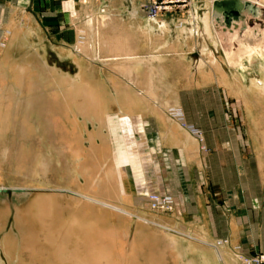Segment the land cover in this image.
I'll return each mask as SVG.
<instances>
[{"label":"crops","instance_id":"0c3cea01","mask_svg":"<svg viewBox=\"0 0 264 264\" xmlns=\"http://www.w3.org/2000/svg\"><path fill=\"white\" fill-rule=\"evenodd\" d=\"M115 1L120 4L118 12L126 16L119 21L137 25L139 34H144L129 38L132 52L123 58L133 61L137 85L123 83L127 78L122 74V84H113V92L104 78L87 85V92L102 94L106 104L101 116L89 118L73 111L77 108L79 112V106H75L76 101L79 103L78 85L62 86L47 68V44L59 47L73 43V39L70 43L56 37L51 40L49 22L40 14L38 0H7L8 13L0 19V125L14 126L8 137L24 157V169L21 188L9 185L10 181H19L14 171L20 173L21 166L16 158L12 168L0 167L5 171L4 175L0 173V187L7 188V193L34 190L33 195L28 193L21 199L35 206L43 207L47 198V203L68 205L67 199L73 201L75 197V203H71L79 210L84 205L81 202L86 201L89 210H84L91 214L92 208L98 211L108 231L111 220L125 216L118 247L109 251L116 254L113 264H244L240 255L264 253V107H255L256 119L251 121L245 103L216 76L197 74L191 67L192 60L175 53L183 42L169 36V30L171 34L172 26L185 22L181 32L187 37L182 39L189 44L199 40L197 34L195 38L188 36L190 27L200 30L197 20L155 19L158 25L147 20L145 26H139L148 19L140 11L143 0H108L110 6ZM202 1L203 11L207 8L208 12V1ZM257 46L262 45L250 47ZM199 61H193L196 67ZM220 66L223 69L221 62ZM148 75L151 80H147ZM212 85L225 89L243 107L246 149L238 148L236 142L228 143L218 131L224 98L217 95V89L209 90ZM195 90L205 95L208 104L203 108L190 109L188 100L180 95ZM47 91L53 93L50 98ZM143 91L151 94V99L133 98L135 92ZM120 92L131 94V100H116L115 94ZM153 93H169L173 98L154 100ZM64 119H69L70 132H64ZM49 124L54 126L50 134L46 129ZM5 135L0 131V141L6 139ZM48 187L53 193L41 195ZM138 192L158 194L172 204V210H152L144 206L145 202L138 204L142 196ZM112 205L124 210L113 211L111 217L106 208ZM31 210L35 213L36 209ZM54 215L55 220L63 219ZM61 215L65 217L63 212ZM146 226L153 236L144 232ZM155 228L166 230V241L172 239L175 247L162 248L159 243L164 238ZM110 239L109 235L108 243L113 241Z\"/></svg>","mask_w":264,"mask_h":264},{"label":"rangeland","instance_id":"374dc122","mask_svg":"<svg viewBox=\"0 0 264 264\" xmlns=\"http://www.w3.org/2000/svg\"><path fill=\"white\" fill-rule=\"evenodd\" d=\"M96 1L97 0H38V8L40 10L39 12H40V14H42L44 16V18L47 20V22H49L48 36L51 37V40L53 39L52 37H56L57 39H62L66 43H70V39L71 40L73 39V43H71L69 45L62 44L59 47H58V45H54V44H50V43L47 44V60H48L47 68L50 69V71L52 72V75L54 77H56V78H58V80H60L62 86H64V87H65V85L71 86L72 84L73 85L81 84L82 82L75 79L80 72L78 67L76 69L75 64H76L77 60H80L84 64V67H87L86 69L88 70V72H93V75L96 77L95 81L93 82L94 84H96L95 82H97L98 79H101V78H104L105 81L109 80V83H107V84H109L108 89H109V91L113 92L114 87H113V85H111V84H113V80L118 81L119 83L122 84L121 78L119 77V75H117L118 73L125 75L124 77L127 79H129L131 77L133 78V76H134V68H133L134 64L131 63L133 61L126 60L129 62L128 64H121V65L119 64L118 65V63H120V62H125V60H123V58L127 57V56H124V55L131 54L130 52H132V49H131L132 46L130 45V39L129 38L130 37L133 38L136 36L139 37V36H142L144 34L143 33H142V35L139 34V31H141V30L138 29L139 27L137 25L134 26L133 24H131V22L119 21V20H124V18L126 16H124L125 14L118 12L117 9L119 8L120 4L117 1L114 2L113 6H110V5H112V3L109 4L108 0H104V2L102 0H99L97 2ZM95 2L97 4H95V7H94ZM125 3L128 4L129 2H125ZM7 4H8L7 0H0V19L2 17H3V19H5L6 15L8 13V8H7L8 5ZM202 4H203L202 0H143L139 6L140 11L148 19H146L145 23L142 20V22L139 26H145L147 24V20L150 22H154V24L158 25L157 22H155V19H157V20L167 19L168 21L174 20L173 22H176L180 18H185V19L189 20V22L191 20H197V22H199V24H200V19L203 18L205 12L207 11V8L203 11V5ZM93 7L95 8V10H92ZM80 8H84V9H80ZM89 9H91L92 11H89ZM82 10H84V11H82ZM109 12H110V14H109ZM101 16H105V17L103 18ZM105 19L107 21H105ZM90 22H91V24L93 23L91 27L89 26ZM181 22L182 21H179V22H177L178 24L172 26L171 34H170V30H169V36L171 35L172 37H179L181 39V41L183 42V44L181 46H178V48H176V50H175L176 54L182 53V54H184L183 56H187V58L189 60H192V62H191L192 66L191 67L196 68V63L200 60V56H201L200 54H201L202 46L205 45L207 51L209 50L212 54L215 55L216 58L220 59V62L222 63V66H223L222 68H224L223 73H227L230 75L231 73L233 74L234 71H236L235 69L230 67V63L227 61L225 53L223 52V50L220 47V43L218 42L217 35L214 32L212 25H211V28H212V31H213L216 39H217L218 44L214 43V42L212 43L210 41V39L209 40L203 39V36H201L200 31H199V34H197V38H199V40H197V39L191 40L188 44V43H184L186 41H183V39H182L184 37H187V35L185 33L181 32L182 27L185 25V22H184L183 25L180 26ZM210 23H211V21H210ZM178 31H179V34L177 33ZM183 31L186 32L187 30L184 29ZM94 32H95V34H94ZM2 34H3V30L0 27V37L2 36ZM9 36H10V34H9ZM191 38H193V37H191ZM120 41L123 43V45H121V46H120V43H121ZM261 41H264V34L256 32L254 35L250 36L249 39L239 43L240 44V46H239L240 51H241V49L243 50L245 47H247V49H248L249 46L247 44H254L255 42H261ZM108 45H110V46H108ZM257 45H261V44H257ZM262 46H263V50H264V45H262ZM120 47H121V50L119 49ZM110 48H111V50L113 48L115 50L113 49L111 52V51H109ZM123 48L125 50H123ZM116 49H117L119 54L118 53L116 54ZM57 51H59L63 54L59 55L57 53ZM77 51L79 54L77 53ZM88 51H89V53H88ZM114 51H115V53H113ZM92 56H93V58H92ZM110 56L111 57L113 56L112 58H115V59H112ZM70 57L75 61V63ZM107 58H109L110 60L102 61V60L107 59ZM234 60H237V59L234 58ZM234 60L231 59L230 61H234ZM118 61H120V62H118ZM193 61H196L195 65H194ZM205 61H207V59H205ZM103 62L104 63L106 62V65L103 64ZM242 63L245 65L244 68H242V69L236 68V69L239 73H243L245 78L247 77L246 79H248L250 77V75L252 77L256 76L259 78L261 77V79H264V73H263L264 72V58H259L257 56H253V57H250V59H248L247 57H245V58H243ZM54 66H57L58 69L62 70V72L55 69ZM120 66H123L126 70L124 68H123L124 69L123 70L122 67H120ZM119 67H120V69H119ZM127 67H130V68H127ZM118 70H121V72ZM261 71H263V72H261ZM185 72L186 71H184V79H187V76H185ZM84 73H85V71H84ZM84 73H83V75H84ZM131 73H133V75ZM53 76H51V78H53ZM147 77H148L147 80L152 79L150 77V75H148ZM89 79H90L89 80V82H90L92 80V76H90ZM48 86H50L49 82H48ZM213 88H214V86L210 87L209 90L214 91L217 89L218 90L216 92L217 95L219 93L224 98L223 99L224 105L222 107L221 117H220V120L218 121V131L220 133H223V135L226 136V138L228 139V143L229 142L232 143V141H233V142L237 143L236 146H238V148L246 149L247 148L246 130H245L246 121H245L244 114H243V109H242L243 107H241L240 103H238V101L234 97H232L231 95H228L226 93L225 89H222V88L221 89H218V88L213 89ZM95 94H97V93H95ZM25 95H27V94H25ZM52 95H53V93L47 91L48 98H50ZM146 95H148V93ZM152 95H153L154 100H161V99L167 100V99L173 98L172 94H169V93H167V94H165V93H161V94L153 93ZM173 95H175V94H173ZM180 95L182 96V98L184 100H188V105H189L190 109H194L195 107L200 109V108H203L205 106V104H208V102L205 103L206 102V100L204 99L205 95L202 92L197 91V90L192 91V92L190 91L187 93L184 92V93H181ZM207 95H209V94H207ZM210 95L215 96L214 93H212ZM78 98H79V100H81L80 96ZM48 100H50V99H48ZM48 104H49L48 107H50L51 103L49 101H48ZM76 105L80 106V104L77 101H76L75 106ZM210 105H207V106H210ZM73 111L80 114L78 112L77 108H74ZM114 111H116V110H114ZM211 112H213V110H211ZM64 123H65L63 126L64 132H70V129L67 125V123H69V119H64ZM51 127L54 128V126H52V124L51 125L49 124L48 125V128H50V131L48 132L49 134L53 133V130L51 129ZM14 130H15V128L13 125L12 126L0 125V131H3V134H6L4 137L6 139H3L0 141V167L2 169L12 168L14 165V162H15L14 160L16 158V161L21 166L20 173L17 169H15V171H14L15 174L17 173V175H19V181L14 182V183L10 181L9 185L20 186L22 188V184H23V182H22V171L24 169V162H23L24 157L21 154H19V151L14 149L13 143L9 139L10 137H8L11 134L10 132H12ZM197 134H198L199 141H201L202 136H201L200 132L197 131ZM238 135H239V137L237 138ZM1 168H0V173H1V175H4L5 171L1 170ZM13 177L11 176V178H13ZM3 178L4 177H2V179ZM1 184H3V183L1 182ZM0 190H1L0 195L6 196L8 198V201L11 203V205L7 204L8 209L7 208L4 209V211L8 210L7 212L5 211V214L3 212V209L2 210L0 209V211H1L0 212V238H2L3 234H5V233L10 234V235H13L16 233V230L18 229L17 220H18V218L22 219V216L24 215V213L26 211L25 210L26 209L25 204L28 203L27 200H26L27 201L26 202L21 198L28 195V193H32V192L34 193L35 191L34 190L31 191V190L20 189L17 191L11 190L7 193V188H3V187H0ZM33 193L31 195H33ZM44 193H46V194L53 193V190H51V188L48 187L47 190H45L43 193H40V194L42 195ZM138 193H141L142 194L141 197H144V198H145V196H148L151 194L159 196L158 194H155V193H143V192H138ZM40 194H36L37 197ZM159 197L162 198L161 196H159ZM17 198H18V200L16 201ZM140 202H145V201H142L140 199L137 203L139 204ZM164 202L165 203H163V204H168V206H169L168 210H172V207H173L172 204H170V202L168 203L166 200H164ZM13 203H15V204L13 205ZM150 204H151V202H150ZM150 204L144 205V206H146V207L149 206L150 208L149 207L148 208L149 209L152 208V210L168 211L165 208L153 207ZM18 211L21 214H19ZM10 212H12V213L10 214ZM9 214H10V216H9V219L7 220L6 218ZM110 216L112 217V214ZM12 217H13V219H12ZM16 217H18V218H16ZM99 217L100 216L98 215V218L95 219V221H94V223H96L95 234L102 236L103 237L102 239L105 240L104 243L106 246L104 248V261H106L107 263L113 264L112 259L114 258V256L116 254H111L109 251L118 247L117 245L119 244V238H118L119 231L122 230V227H123L124 223L126 222L125 219H127V218L125 216L124 217L122 216V217H120V219L117 218L116 219L117 221L111 220L110 231H108L107 222L103 221V219H101V217L100 218ZM14 218H16V219H14ZM132 218H134V217L132 216ZM44 230L45 229L42 228V231H44ZM61 230H62V233H65V229L63 230V228H61ZM6 231H8V232H6ZM147 234H149V233H147ZM109 235L111 238L110 240H113L110 243L107 242V237H109ZM94 243H96V246L98 245V241H95ZM159 245L162 248L167 247V245L163 242H160ZM67 246L68 247H72V246L76 247L77 245L67 244L66 247ZM91 246H95V245L91 244ZM18 250H19L18 247L13 246V244H9L8 246H5L4 249L0 246V262H1V264L4 262H7V261L9 262V264H37L36 262H32L30 260L29 254L26 253L25 251L21 252V254H20L21 257H15L17 255V253L15 254V252H17ZM11 254L13 257L10 258ZM2 255H4L7 258V260H6V258L4 260V257ZM1 256H2V258H1ZM9 258H10L11 262L9 261ZM240 258H239V260L242 261L244 264H264V253H256V254H251V255L245 254L242 256L240 255Z\"/></svg>","mask_w":264,"mask_h":264},{"label":"bare ground","instance_id":"6f19581e","mask_svg":"<svg viewBox=\"0 0 264 264\" xmlns=\"http://www.w3.org/2000/svg\"><path fill=\"white\" fill-rule=\"evenodd\" d=\"M207 1H208L207 2L208 5H209V11L204 14L202 19H200V30L197 29L196 26L195 27L192 26L189 28L188 36L195 38V35L198 34L200 31L201 35L203 36L204 39L208 38L212 42L218 44L217 39H216V37L212 31L211 23H210L212 0H207ZM253 1L258 3L261 6H264V0H253ZM101 17L104 18L105 16H101ZM91 22L89 23L90 27L93 24V23L91 24ZM148 31L151 32V28H150V30L148 28ZM256 32L264 34V30L259 28L258 26H255L253 28H248L242 34H239L238 30H234L233 33L225 32L222 34H216L218 41L220 43V47L223 50V52L225 53L227 61L230 63V67L236 70V71H234L233 74L231 73L230 75L229 74L225 75L222 72V70L224 68L221 69L220 61L216 60L215 55L212 54L209 50L207 51L205 45L202 46L201 54H200L201 60L199 61V63L197 64V67H196L197 74H199L201 76H206V75L214 76V77L216 76L217 80L220 83L224 84L230 92L235 94L239 98V100L243 101L246 105V110H247V113H248L251 121L252 120L254 121L256 119L255 115L253 116V111H254L255 107H258V106H260L262 108L264 107V79H261V77L260 78L259 77H252L251 75L248 79H246L247 77L245 78L243 73H239L237 71V69L244 68L245 65L242 63V60L245 57H247L248 59H250V57H253V56H257L260 58L264 57V53H262L264 50L262 47H260V46L250 47V46L257 45V44L264 45V41L255 42L254 44H247L246 43L250 48L248 47V49H247V47H245L243 50L241 49V51L239 48L240 42L249 39L250 36L254 35ZM94 34H95V32H94ZM108 46H110V45H108ZM117 49H116V54L118 53ZM112 50L110 48L109 51L112 52ZM123 50H125V49L123 48ZM78 51H77V53H78ZM88 53H89V51H88ZM113 53H115V51ZM92 58H93V56H92ZM230 58L233 60L235 58L237 60L230 61L231 60ZM112 59H115V58H112ZM205 59H207L208 62L205 61ZM108 60H110V59L107 58V59H104L102 61H108ZM118 62H120V61H118ZM125 62H127V64L129 63L128 61H125ZM120 63H118V65ZM103 64L106 65V62L105 63L103 62ZM122 64H126V63L123 62ZM76 65L78 66L80 72L75 79L82 82L81 84H76V85H78L77 89L80 91L79 96L81 97V100H79L80 101L79 102L80 103L79 112L84 117H89V118H93L94 116L99 117V116H101L102 109L106 108L105 107L106 104H104V102H105L104 98H102L103 96H100L102 94H99V93L98 94H92V93L87 92V90H88L87 85L94 84L93 80L95 79V76L93 75V72H88V70L86 69L87 67H84V64L80 60H77ZM120 67H122V69L124 68L123 66H120ZM120 67H119V69H120ZM127 68H130V67H127ZM207 68H208V70H207ZM121 70H118V71L121 72ZM84 71H85V73H84ZM83 73H84V75H83ZM211 73H212V75H211ZM119 74L120 73H118L117 75H119ZM131 74L133 75V73H131ZM90 76H92V80L89 82ZM134 77L135 76H133V78L131 77L127 80L124 79L123 82H125L126 84L135 85L137 82H135L136 80H134ZM117 82L118 81L113 80V84L116 86L120 84L119 82L118 83ZM98 83H99V81H98ZM100 83H101V81H100ZM65 86H68V85H65ZM72 86H75V85L72 84ZM146 94L147 93H144V91L143 92H135L133 94V96H134L133 98H139L142 100H145L148 98L151 99V97H152L151 94L149 95V93H148L149 96ZM129 95H131V94L121 93V92L115 94V96L117 97L116 100L125 99V101L131 100V97ZM46 129H47V132L50 131V128H48V126ZM82 166H84V165L82 164ZM86 175H87V173H86ZM60 196H62V195H60ZM156 197L158 198L159 203H165L164 198H160L159 196H156ZM56 198L57 197H55V199ZM74 198H73V201H75ZM140 198L142 201L146 202V205H149L150 202L154 200V199L150 200L149 195L145 196V198L144 197H140ZM43 199L45 200L46 198H43ZM60 199H61V197H60ZM51 200L53 202L54 199H51ZM47 201H48V198H47ZM47 201L45 203H42V204H44L43 207L39 206V205L35 206L36 203L31 204L33 202H30V201H29L30 204H28V203L25 204L26 205V209H25L26 211H25V213L23 212L24 215L22 216V219L18 218L19 217L18 215H17L18 217H16V218H18V220H17L18 229L16 230V233L13 235L6 234V233L3 234V237L0 238V246L4 249L5 246H8L9 244H13V246H17L19 249L17 252H15V254L17 253V255L15 257H21L20 256L21 252L25 251L26 253L29 254L30 260L32 262H36L37 264H103L101 262L104 261V248L106 246L104 243L105 240L102 239L103 238L102 236L95 234L96 223H94V221H95V219L98 218V215H97L98 211L94 212L92 207H91L92 208L91 212L93 214H91L89 211L87 212L86 210H84V208L85 209L88 208L84 203L86 201L81 202L84 205L79 210H77V208H79L78 206L77 207L73 206L72 203H75V202L69 201L68 199H67L66 203H68L69 206L67 204L64 205V204H60V203H59L60 205L56 206V203L55 204H54V202H53V204L50 202L47 203ZM41 202H42V199H41ZM41 202H40V205H42ZM56 202H58V201H56ZM7 204L8 203L6 201V198L3 195H0V209L1 210L3 209L4 214L6 211V210L4 211V209L7 208ZM37 204H39V203H37ZM54 205L56 206L55 209H54V207H55ZM94 207L95 208L99 207V209L105 211V209H103L101 206L96 205ZM120 207L121 206H118V205H112V206H110V208H106V211H107V213H108V211H110V215H111V214L115 213V212L113 213V211L118 212L119 210L120 211L124 210ZM32 208L36 209L35 213L32 212V210H31ZM88 210H89V208H88ZM68 211L71 212L72 214H70V213L66 214V212H68ZM54 212L57 215V218L61 217L63 219L59 220V218H58L55 220L54 219V216H55ZM58 212L60 214H58ZM62 212H63V216H65L66 218L62 217V215H61ZM18 213H19V211H18ZM87 213L89 214V216H87ZM19 214H21V213H19ZM69 215H70V217H68ZM43 216H45V217H43ZM85 217H88V218H85ZM89 218H91V219H89ZM148 227L149 226H146L145 232L149 233L150 236H153L154 233H153V235H151L152 234V231H150L151 228L149 230ZM42 228H44L45 230L42 231ZM61 228H63V230L65 229V233H62ZM154 231L158 232V234L160 233V235L163 236L164 239H162V241L161 240L160 241L165 243L167 245V247L168 246L171 248L175 247L173 245H176V244L174 241H172V239H169V241H166L165 238L169 237V235L167 233H165L166 230H162V229L156 230V228H155ZM160 235L157 237L159 238ZM158 238H157V240H158ZM154 239H156V238L154 237ZM95 241H98L97 246H96V243H94ZM169 242H172V243L169 244ZM67 244L77 245V246L76 247H73V246L72 247H68V246L66 247ZM91 244H94L95 246H91ZM11 257H13L12 254H11L10 258ZM10 258H9V261L11 262ZM0 264H1V262H0ZM189 264H191V263H189Z\"/></svg>","mask_w":264,"mask_h":264},{"label":"water","instance_id":"95a60500","mask_svg":"<svg viewBox=\"0 0 264 264\" xmlns=\"http://www.w3.org/2000/svg\"><path fill=\"white\" fill-rule=\"evenodd\" d=\"M210 21L216 34H242L255 26L264 30V6L253 0H212Z\"/></svg>","mask_w":264,"mask_h":264},{"label":"built area","instance_id":"2783aa9c","mask_svg":"<svg viewBox=\"0 0 264 264\" xmlns=\"http://www.w3.org/2000/svg\"><path fill=\"white\" fill-rule=\"evenodd\" d=\"M149 199L150 200L154 199L153 201H151V205L153 207L165 208L168 210V208H169L168 204L159 203L156 195H149Z\"/></svg>","mask_w":264,"mask_h":264}]
</instances>
